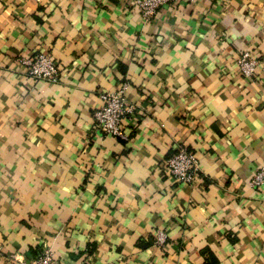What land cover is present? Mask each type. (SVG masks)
Wrapping results in <instances>:
<instances>
[{
  "label": "crops",
  "instance_id": "crops-1",
  "mask_svg": "<svg viewBox=\"0 0 264 264\" xmlns=\"http://www.w3.org/2000/svg\"><path fill=\"white\" fill-rule=\"evenodd\" d=\"M259 59L252 78L239 66ZM50 53L58 82L19 59ZM136 105L103 133L100 94ZM180 147L193 184L165 166ZM264 0H0V264H264ZM157 230L167 235L155 244Z\"/></svg>",
  "mask_w": 264,
  "mask_h": 264
},
{
  "label": "built area",
  "instance_id": "built-area-1",
  "mask_svg": "<svg viewBox=\"0 0 264 264\" xmlns=\"http://www.w3.org/2000/svg\"><path fill=\"white\" fill-rule=\"evenodd\" d=\"M181 1L194 2L197 0H133V4L146 19L152 18L155 13L166 3H179ZM26 73L34 79L46 82H58L60 72L53 56L45 51H39L31 56L19 59ZM259 59L245 50L239 58V66L245 77L252 78L259 66ZM127 85L121 86L115 91L102 92L100 97L102 104L93 115L94 124L105 134L128 139L122 127V121L126 116L135 112L136 105L126 98ZM168 172L179 182L193 184L199 178V160L193 151L180 147L171 154L165 162ZM253 186L264 184V167L260 168L251 181ZM167 235L163 230H157L155 244L164 247L167 243ZM22 264H57L55 255L49 247H44L33 259Z\"/></svg>",
  "mask_w": 264,
  "mask_h": 264
},
{
  "label": "trees",
  "instance_id": "trees-1",
  "mask_svg": "<svg viewBox=\"0 0 264 264\" xmlns=\"http://www.w3.org/2000/svg\"><path fill=\"white\" fill-rule=\"evenodd\" d=\"M218 262L219 259L213 253H211L210 258L202 264H218Z\"/></svg>",
  "mask_w": 264,
  "mask_h": 264
}]
</instances>
